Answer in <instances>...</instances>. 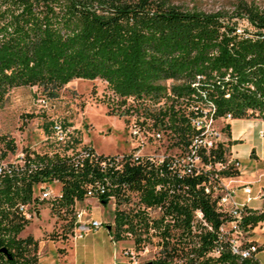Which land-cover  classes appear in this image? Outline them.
I'll return each mask as SVG.
<instances>
[{"label":"trees","instance_id":"1","mask_svg":"<svg viewBox=\"0 0 264 264\" xmlns=\"http://www.w3.org/2000/svg\"><path fill=\"white\" fill-rule=\"evenodd\" d=\"M244 9L253 30L237 34L224 13L189 9L171 0H0V107L15 87L35 86L53 99L73 79H100L112 94L104 95L106 112L118 115L111 104L115 97L118 104L128 97H159L169 79L174 81L172 90L181 94L188 91L195 74L204 73L212 79L202 85L217 105V116L230 112L233 118L264 119V12ZM175 130L183 138L185 132ZM0 139L7 150L16 149L12 138ZM23 150L34 154L26 156L32 169L26 168L20 177L6 176L0 184V264L38 262V242L31 234L20 235L30 220L2 210L4 203L34 199L38 208L46 205L71 228L75 204L88 198L89 191L100 200L114 195L117 205L108 234L114 241L127 240L131 234L140 243L150 223L141 211L121 210L119 204L135 190L149 204L160 198L150 188L146 164L126 161L120 169L102 167L100 161L111 155L97 153L92 146L89 157L76 151ZM214 154L220 158L222 148ZM52 180L60 183L54 196L32 194L35 183ZM192 199L193 207L217 221L218 214L201 192L193 193ZM189 209L169 207L166 212L189 216ZM247 210L248 222L264 218L263 213Z\"/></svg>","mask_w":264,"mask_h":264},{"label":"built area","instance_id":"2","mask_svg":"<svg viewBox=\"0 0 264 264\" xmlns=\"http://www.w3.org/2000/svg\"><path fill=\"white\" fill-rule=\"evenodd\" d=\"M245 30L253 29L235 26L237 34ZM209 80L212 79L204 73L195 74L188 81V91L176 94L171 87L174 81L169 79L165 83L166 92L159 97H128L123 104H118L116 97L114 103L111 101L116 113L123 118L131 146L128 151L102 159L101 166L120 169L126 161L146 164L148 167L144 171L151 182L150 188L160 196L149 204L140 191L135 190L119 204L121 210L141 211L146 222L150 223L140 235L138 245L128 234L130 245L122 249L127 264H243V261L245 264H264V240L257 238L259 232L264 233V218L255 223L247 221L248 208L256 214H264V191L253 194L250 184L244 183L241 185L243 200L238 199L237 187L231 184L234 175L228 171H239L240 163L227 152L229 139L225 135V124L218 125L219 120L229 121L233 116L230 112L216 115L217 105L210 98L208 87L202 85ZM106 95L111 97L112 94L107 92ZM38 101L45 103L44 99ZM178 128L185 132L181 139L175 130ZM71 131V127L62 122L52 125L57 143H64ZM220 147L222 156L218 158L214 152ZM73 151L82 157L92 155L86 144L63 153ZM53 152L60 151L48 153ZM26 156L32 158L34 154L30 151L26 155L22 148L9 151L5 141L0 139V184L6 176L14 174L20 177L26 168L32 169L33 164ZM52 181L35 183L32 194L40 198L54 196L55 192L49 188ZM197 192L204 195L218 214L216 222L208 218L200 207H193L192 194ZM87 194L88 198L102 203L92 191ZM253 200H259L261 204L250 207ZM78 202L73 225L67 233L69 240L81 239L97 231L103 223L109 231L117 197L113 195L107 199L106 204L112 205V221L108 224L94 218L87 205L77 210ZM183 206L190 207L189 216L176 210L166 212L169 207ZM2 208L10 209L30 222L40 214L34 199L14 205L4 203ZM110 240L118 242L111 236ZM143 257L146 258L144 262L141 261Z\"/></svg>","mask_w":264,"mask_h":264},{"label":"rangeland","instance_id":"3","mask_svg":"<svg viewBox=\"0 0 264 264\" xmlns=\"http://www.w3.org/2000/svg\"><path fill=\"white\" fill-rule=\"evenodd\" d=\"M171 1L189 9L195 8L204 12L220 11L226 15L228 21L240 28L253 29L245 7H254L264 12V0ZM106 93L105 82L100 79H73L61 88L58 97L53 99L43 96L35 86L12 88L0 107V135L12 138L17 151L28 148L37 152L58 150L63 153L85 144L102 154H120L128 151L131 140L127 135L123 118L106 112L108 107L103 99ZM39 99H44L45 103L39 102ZM229 121H218V125L225 124V135L228 139ZM55 122H62L72 129L64 143H57L53 137L52 125ZM259 135H264L263 127L260 128ZM230 144L229 139L227 152L232 155ZM243 164L247 166V163H241V168ZM263 164L257 163L256 170H263ZM257 171L247 178L257 179ZM58 187H60L58 181L49 183V188L54 192H57ZM261 190L264 191V188ZM87 199L89 198L79 201L76 209L87 205L94 218L105 220L107 224L111 223L112 205L110 203L104 205L96 200H90L89 204ZM260 204V201L259 204L257 201L252 202V205ZM39 209L40 216L31 221L20 235L31 234L38 242V249L40 239L41 249L50 256L66 253V259L63 257L59 264H127V258L122 253L124 247L121 249L119 241L110 240L105 223L97 231L72 242L67 237L70 228L63 226L65 222L51 214L46 205ZM257 238L259 241L264 240V233L259 232ZM129 245L128 242L125 247ZM141 261H146V258H141Z\"/></svg>","mask_w":264,"mask_h":264},{"label":"crops","instance_id":"4","mask_svg":"<svg viewBox=\"0 0 264 264\" xmlns=\"http://www.w3.org/2000/svg\"><path fill=\"white\" fill-rule=\"evenodd\" d=\"M229 127V139L231 142L230 151L232 152V156L237 158L240 164L247 163V166L243 164L244 166H242V168L239 166L238 174L233 177L231 183L233 187H237L238 199L243 200V195H241L243 194L241 191L242 184L249 183L253 194H257L264 188V175L262 174L264 169L257 171L255 168L257 163H264V135H259L260 128H264V120L259 117L233 118L229 121ZM256 171L258 180H249L247 177H250ZM59 189L60 187H58L57 191ZM90 200L96 199H87L89 204L91 202ZM254 201H257L259 204V200H253L252 202ZM252 202L249 203V206L256 207L257 205H252ZM119 243H121L120 248L122 249L128 241L122 240L119 241ZM65 255L67 254L62 253L61 255V253H59L55 257L50 256L41 249L39 239L37 264H59V261H61Z\"/></svg>","mask_w":264,"mask_h":264},{"label":"water","instance_id":"5","mask_svg":"<svg viewBox=\"0 0 264 264\" xmlns=\"http://www.w3.org/2000/svg\"><path fill=\"white\" fill-rule=\"evenodd\" d=\"M102 203H103V204H106V203H107V200H106V199L102 200ZM107 228L109 229V226H108ZM1 251H3L4 253L6 252L5 249H1Z\"/></svg>","mask_w":264,"mask_h":264}]
</instances>
